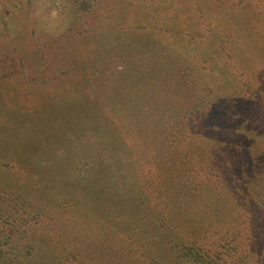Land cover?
<instances>
[{"label": "trees", "instance_id": "1", "mask_svg": "<svg viewBox=\"0 0 264 264\" xmlns=\"http://www.w3.org/2000/svg\"><path fill=\"white\" fill-rule=\"evenodd\" d=\"M109 1L0 0V39L11 38L0 44V73L36 91L46 88L57 73H66L63 59L86 31V19L79 26L84 15L111 11ZM62 13L63 21L72 18L64 32L57 26ZM216 36L223 46L225 37ZM47 51L58 52L60 59ZM170 51L164 58L152 52L150 75L140 79L126 81L132 65L122 55L119 75L106 68L110 78L104 86L112 90L79 85L48 99L49 118L33 128L49 137V144L64 141L68 171L92 177L109 164L108 173L118 178L112 184L101 182L109 175L74 181L83 193L59 203L48 198L47 186L42 194L39 188H1L0 264H264V183L245 187L253 211L240 203L235 209L228 199L230 192L232 201L240 202L233 188L247 181L241 162L254 158L246 127H233L230 101L220 93L214 102L208 98L203 84L210 81ZM241 76L244 97L237 108L248 110L257 124L264 162V106L250 77ZM93 93L99 98H91ZM196 127L213 135L204 137ZM183 129L191 130L193 139L182 152L178 142L190 138ZM147 152L158 160L147 163ZM179 167L187 172L174 177ZM87 202L97 211L90 224L80 214Z\"/></svg>", "mask_w": 264, "mask_h": 264}, {"label": "rangeland", "instance_id": "2", "mask_svg": "<svg viewBox=\"0 0 264 264\" xmlns=\"http://www.w3.org/2000/svg\"><path fill=\"white\" fill-rule=\"evenodd\" d=\"M109 2L112 6L111 11L101 10L84 15L79 26H83L86 19V31L72 46V51L68 52V59H63L65 63L62 64L66 73H57L46 88L40 87L36 91L34 88L23 86L13 76L7 77L0 73V189L27 192L39 188V192H36L42 194V187L47 186L48 198L52 202L56 200V203H59L72 199L75 192L78 196L83 193L84 188L80 183L72 184L79 179L87 182L88 179L94 178L102 180L109 175L108 182L104 180L101 182L112 184L114 177L117 179L118 175L108 173L109 164H101L99 166L101 170L94 171L92 177H78L68 171L69 152L61 151L64 141L62 146L59 143L49 144V137L39 134L38 130L34 131L33 123L49 118L46 113L48 99L63 96L67 88L80 85L95 89L93 92L112 90L110 85L104 86L110 78L109 69L106 68L111 67L114 73L119 75L118 71H122L124 63L121 60L122 55L128 57L126 61L130 60L132 65L130 74L125 76L126 81H130L132 78L137 80L150 75L151 70L147 66L152 52L154 56L164 58L171 55L170 50H173L177 55L186 58L193 66L195 75L202 79L206 77L210 81L209 84H203L208 98L214 102L215 93H220L219 98L230 101L228 106L232 115V126L241 124L246 127L243 131L255 149L252 162L247 164L242 161L240 166L248 183L243 181L234 185L233 192L240 197V202L232 201L230 192L228 199L229 204L235 206V209H239L237 207L240 203L242 206L247 205L246 208L253 211L248 206L250 198L245 187H252L253 183H264V162L262 159L259 160V148L262 142L258 136L255 120L248 116L250 114L248 110L244 107L238 109L237 105L242 103L241 99L244 97L241 76L244 73L250 77L253 91L264 106V0H110ZM115 5L116 8H113ZM71 14L75 18L77 13L71 12ZM63 15L64 13L61 14L57 24L62 32L68 28L72 20L69 18L63 21ZM29 25V22L21 24L26 28ZM215 33L225 37L223 46ZM10 40L11 38L8 39L7 34H4L0 44L7 41L9 43ZM18 50L22 52L23 48L20 47ZM56 51H59L58 47ZM253 51L256 52L255 55ZM47 52L50 57L54 53ZM57 53H54V56L60 59ZM16 56L19 58L18 53ZM52 74L55 75V72ZM124 75L120 76L124 77ZM38 80H41L40 76ZM71 93L73 94L72 91ZM96 94L93 93L91 98L96 99L99 96ZM100 100L105 103L102 98ZM196 129L204 137L210 138L213 135L211 131L203 128L198 130L196 127ZM183 130L190 138L178 142L181 144L182 152L185 149L183 147L193 139L191 130ZM228 131L229 136H232L231 130ZM224 135L228 134L224 132ZM219 143L225 142L220 140ZM241 148L243 149V146ZM143 159L147 163H155L158 157L147 152ZM186 172V169L179 167L173 171V176L183 177ZM87 204H89L88 208L84 204L80 214H86V222L90 224L97 211L90 203Z\"/></svg>", "mask_w": 264, "mask_h": 264}]
</instances>
